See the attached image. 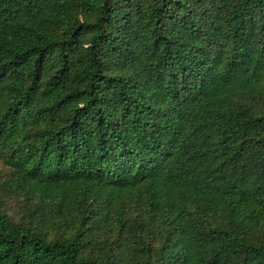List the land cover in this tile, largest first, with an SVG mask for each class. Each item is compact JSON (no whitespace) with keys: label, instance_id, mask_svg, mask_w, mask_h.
I'll return each instance as SVG.
<instances>
[{"label":"trees","instance_id":"1","mask_svg":"<svg viewBox=\"0 0 264 264\" xmlns=\"http://www.w3.org/2000/svg\"><path fill=\"white\" fill-rule=\"evenodd\" d=\"M1 164L0 264H264V0H0Z\"/></svg>","mask_w":264,"mask_h":264},{"label":"rangeland","instance_id":"2","mask_svg":"<svg viewBox=\"0 0 264 264\" xmlns=\"http://www.w3.org/2000/svg\"><path fill=\"white\" fill-rule=\"evenodd\" d=\"M2 168L3 165L1 164ZM10 214L15 215L16 217L21 215V210L23 209L22 202L20 200H12L7 204Z\"/></svg>","mask_w":264,"mask_h":264}]
</instances>
